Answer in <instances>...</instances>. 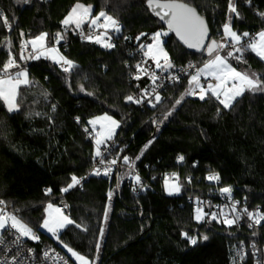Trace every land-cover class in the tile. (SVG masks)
Masks as SVG:
<instances>
[{"label": "trees", "instance_id": "1", "mask_svg": "<svg viewBox=\"0 0 264 264\" xmlns=\"http://www.w3.org/2000/svg\"><path fill=\"white\" fill-rule=\"evenodd\" d=\"M77 2L91 5L93 15L103 10L118 20L115 47L80 40L74 26L65 31L61 21ZM189 2L207 20L211 39L219 42L228 0ZM234 3L239 15L233 16L232 28L237 33L264 28L259 15L264 0ZM0 6L11 24L9 30L0 20V68L11 52L17 62L26 63L33 82L21 86L19 111L8 112L0 101V200L12 204L43 243L53 242L38 230L45 206L72 176L79 179L89 172L96 147L85 128L92 129L90 118L107 113L121 122L115 136L120 153L132 157L143 175L157 179L152 189L134 194L116 174L86 178L66 192L75 223L61 231L59 241L89 259L98 258V264H254L249 247L255 242L261 251L264 222L258 234L245 223L229 227L209 217L197 222L187 196H206L215 187L206 175L218 173L217 187H230L249 208L260 205L264 212V92H245L225 109L214 97L185 96L187 75L168 85L155 107L140 109L126 99L145 86L144 80L131 78L139 59L135 41L168 31L147 0H0ZM41 32L49 34V46L57 32L64 34L58 47L74 62L70 73L45 57L20 59L22 41ZM163 44L173 69L201 65L209 58L205 51L187 48L172 32ZM244 61L233 64L264 78V61L250 51ZM179 155L184 156L182 165L176 162ZM166 171L179 173L181 194L164 191L160 176ZM243 243L246 254L236 256V247Z\"/></svg>", "mask_w": 264, "mask_h": 264}, {"label": "snow or ice", "instance_id": "2", "mask_svg": "<svg viewBox=\"0 0 264 264\" xmlns=\"http://www.w3.org/2000/svg\"><path fill=\"white\" fill-rule=\"evenodd\" d=\"M19 2V0H17ZM28 2V0H25ZM250 2V0H249ZM148 8L167 24V32H156L151 36L152 43L141 44L140 48L144 50L143 54L155 63L157 69L162 71H167L173 68V64L168 57L167 52L163 48V42L161 41V36H167L169 32H174L175 35L182 41L188 48H196L198 50H206L208 56L210 57L204 64L203 67L196 68L195 74L191 75L189 80V89L186 90L185 95H198L200 100H205L206 98L214 97L225 109L231 108L233 102L237 100L238 97L244 95L245 92H264V78L256 73L249 74L247 72L238 71L231 63L229 59H235L238 62L244 61V53L251 51L262 61H264V30L256 33L254 36L248 32L237 33L231 27V15H229V20L223 25V38L221 42L217 40L210 39L208 25L205 18L199 14L196 7L193 6L189 0H147ZM228 12L229 14H236V5L234 0H228ZM259 15L264 18V13H259ZM0 20L3 21L5 27L11 29V24L9 23L8 17L3 15L0 11ZM103 20V23H101ZM64 26L65 31L68 30L70 26H74L75 30H80L79 34L82 39L92 41L94 43L100 44L105 48H113L114 44L110 43V37L108 36L109 30L116 33L120 32V25L117 19L113 16L108 15L105 11L101 10L99 13L93 15V10L91 5H84L77 2L61 21ZM89 25L94 29H104L103 32H99L95 36L91 33L85 34L83 31L84 25ZM144 35V34H141ZM24 36V33H21ZM49 34L41 32L40 34L23 40L21 43V54L20 59H40L41 56L46 59H51L54 63L60 65L65 73H70L75 67L74 62L67 57L63 56L59 49L54 45L59 44L63 40L64 34L57 32L53 38V46L48 45ZM247 38V39H245ZM6 42L9 47H11V41ZM139 39V37H137ZM208 43H205V41ZM31 46V53L26 57L24 52L28 50V46ZM228 48L229 50L226 54L221 55V50ZM146 49V50H145ZM146 63V61L144 62ZM189 67H194L189 65ZM20 68L17 63L15 56L9 52L8 59L3 63L2 68H0V101H3L8 112H16L20 109V104L18 97L20 95L21 86H30L33 82L29 79V73L20 69L19 71L12 72V69ZM137 74L135 79H140L141 74L149 75L152 81L155 83L159 77L153 71L149 73L148 69L144 68L142 64L138 63L136 65ZM201 75L206 78L211 77L215 83L208 82L206 86L201 83ZM171 79H178V77H170ZM199 90L198 93L196 90ZM83 90V89H81ZM155 92V89H153ZM129 101L133 100L132 96L126 98ZM183 99V96L181 97ZM161 97L159 93L155 95L156 103H159ZM136 103H140V100H136ZM151 103V101H149ZM181 100H177L176 104H179ZM155 107V104L152 105ZM53 110H55V105H53ZM219 111V110H218ZM39 115V113H37ZM168 115H171L169 113ZM79 120V118H77ZM90 125L93 126V130L97 124L100 125V131L96 132L95 142L97 145L95 156L100 157L102 153L100 151V145L104 144L106 140H111L115 129L119 127L118 121L114 120L111 116L104 114L103 116L95 117L88 121ZM87 132L88 129L85 128ZM151 143V141L149 142ZM147 147V145L145 146ZM139 159V157H137ZM184 157L179 156L178 160L183 161ZM125 164H129V158L127 156L123 157ZM116 159L109 161L111 165L116 164ZM100 163H104L101 159ZM111 168H106L104 170V175H108L111 172ZM94 174L100 175V170L95 169ZM175 176V174H173ZM136 181L139 183L140 177L137 175L135 177ZM210 181H219L220 176L218 173L210 174L207 177ZM80 183V179L76 176L71 177V182L63 188L61 191L67 192L69 189L75 187ZM166 188H168V179L165 180ZM169 194L172 192H179L180 185L173 184L168 188ZM51 189H47L46 193H50ZM222 193L230 194L231 188L224 187L221 189ZM111 192L109 193V198L111 197ZM5 201L0 200V205H5ZM238 203V202H237ZM48 217L44 219L41 227L47 229L53 235L58 238V233L60 229L65 228L69 224H74L75 221L71 220L68 216L64 215L62 209L55 207L51 203L47 206ZM232 211L235 212V205L232 206ZM249 219L253 220L255 224H260L264 221V214L259 210L256 212H250L248 209L243 210ZM206 216H210L211 220H216L217 222L224 223L229 227L236 223L240 219L239 215L234 218H229L223 209L219 213L212 212L206 213L202 208L197 207L195 210V219L200 222L205 219ZM222 217V219H220ZM105 220H107V211H105ZM77 228H81L80 224H76ZM249 227H253V224H249ZM14 230L13 235L15 239L11 242L14 246H19L22 243V238H29L36 240L39 237L34 233L33 229L22 219L18 218L15 214H10L5 211L3 207H0V233L5 230ZM82 230L87 231L84 227ZM104 230L101 228L100 236L103 237ZM185 238H187L190 243L196 244L197 240L190 237L188 233H183ZM204 239H207L205 236ZM0 245L7 246V241L3 235H0ZM71 256L75 258L79 264H94L87 257L82 254L77 253L72 248L65 245ZM255 248V244L252 245ZM10 250V249H8ZM97 250H99V244H97ZM29 252L32 250L29 249ZM20 256L19 249L15 255L11 257L10 261L0 260V264H21L18 261ZM45 258L48 257V253H44ZM243 259V257H241ZM67 264V261H65Z\"/></svg>", "mask_w": 264, "mask_h": 264}, {"label": "built area", "instance_id": "3", "mask_svg": "<svg viewBox=\"0 0 264 264\" xmlns=\"http://www.w3.org/2000/svg\"><path fill=\"white\" fill-rule=\"evenodd\" d=\"M0 11H2L3 15L6 16V13L1 6H0ZM101 23H103V20H101ZM83 31L85 32V34L91 33L92 35L95 36L99 32H103L104 29H94L86 24L83 26ZM79 32L80 30H76V33L80 40L92 42L86 39H82ZM256 33H250V34L254 36ZM118 34L119 33L109 30L108 36L111 38L110 43L115 45V38ZM222 38H223V35L219 38V42L222 41ZM150 41H151V36L141 41L140 43H139V40L137 39L135 41V44L138 45L136 49V53H138L139 55L137 64L138 63L142 64L144 68L148 69L149 73L154 71L156 75L159 77V79H157L154 83L152 79L150 78V74L149 75L141 74L140 79L134 78L135 75L137 74V69L132 74L131 78L135 82H139L142 80L145 81V86L140 92H131L129 95L133 97V100L130 102L134 103L140 109H143L147 106H152L153 104H155L156 103L155 95L157 93H159L161 97L163 91L167 88L168 85L174 83L175 81L182 79L183 77L187 75L191 76L195 74L196 68L200 67V65L191 63L186 66L178 67L175 69L171 68V69H168L167 71H162L161 69H157L155 67V64L152 61H150L147 57L144 56L143 54L144 50L140 48L141 44L146 45V44H149ZM20 50H22L21 46H20ZM228 50H229L228 48H225L221 51H228ZM30 52H31V46L29 45L28 50L25 51L24 53H30ZM145 61L146 63H144ZM17 63L19 64V66H23L21 67V69L26 68V63H19V62ZM189 65H192L194 67H189ZM58 66L60 67V65ZM16 71H19V69L14 70L13 73ZM170 77H178V79H171ZM200 79L205 84H207L208 82L215 83V81L212 80V78L205 79L202 75ZM153 89H155V92H153ZM136 100H140L141 102L136 103L135 102ZM149 101H151V103ZM86 136L89 140L93 142L95 140L96 133L92 129H88V131L86 132ZM99 147H100L102 156L100 157L95 156V158L93 159L91 169L89 170V172L86 174L85 177L79 178L80 183L76 186H80L86 178L92 175L104 177V178H111L113 175L116 174L117 177H119L123 182L125 181L131 186L132 192L134 194H143L153 188L154 182L157 179L156 175H148V176L143 175L140 169L136 166L135 161L132 157H130L129 155H123L120 153L118 149V141L116 140L115 137H113L111 140H106L105 143L100 145ZM124 156H127L129 158V162H130L129 164L124 163L123 161ZM179 156H182V155H179ZM178 157L176 159V162L178 163V165H182V163L184 162V159L183 161H180L178 160ZM101 159L104 160V163H100ZM113 159H116L117 161L116 164L114 165L109 164L108 162ZM144 166L145 168L149 167L148 164H145ZM109 167L112 169L111 172L108 175H104V170ZM95 169H99L101 174L100 175L94 174ZM173 174H175V176H173ZM137 175L140 177L139 183L135 179ZM209 175L210 174L206 175V180L215 185L212 191H210L206 196H201V195H196V194L195 195L189 194L187 196L188 202H191L193 205V210L195 211L197 207H200L206 213H212V212L219 213L221 209H223L229 218H234L236 215L240 216V219H238L235 224L245 223L247 224L248 227H249V224H253V227L251 228L249 227V229L253 230L255 233L258 234L260 224L263 223L264 221H262L260 224H255L253 220L248 218V216L246 215V213H244L243 210L245 208L248 209V211L250 212H256L259 210L262 214H264L260 205L256 206L255 208H249L245 203L246 202L245 199L241 200L239 198H236L233 195L232 191L230 194L222 193L221 189L224 187H217L220 179L219 181H215V180L210 181L207 179ZM166 178L168 179V184L171 183L172 181H176V183L180 185V191L178 194H181L182 184L180 181L179 173L177 171H166L160 176V180L162 182V186L165 192H166L165 190ZM188 178L190 179L192 178V176H189ZM63 188L64 187H60L58 195L50 199L48 203L51 201L56 202L57 206L62 209L63 213L69 214L71 206L67 199L66 192L61 191ZM46 190L47 189L44 190L45 193H46ZM233 205H235V208H236L235 212L232 211ZM0 207H3L7 213L17 215V210L10 203L6 202L5 205H0ZM207 217L210 218V216H206L205 218ZM220 219H222V217ZM13 231L14 230L8 229V230H5L3 233H0V235H3L5 240L7 241V246L0 245V260L10 261L11 257L15 255L19 249L20 256L18 257V261L21 262V264H65V261H67V264H77L67 254L63 245L57 241H53L51 243H43L40 238L33 240V239H29L25 237V238H22L21 245L19 246L12 245L11 242L15 239V236L12 234ZM253 244H255V248L252 247ZM249 248L255 259L254 264H264V245H262L261 251L258 249V246L256 245L255 242H252ZM29 249H31L32 251L29 252L28 251ZM45 252L48 253L47 258H45L44 256ZM246 252H247V247H246V244L243 243L240 246L236 247L234 254L238 256V255H244L246 254Z\"/></svg>", "mask_w": 264, "mask_h": 264}, {"label": "rangeland", "instance_id": "4", "mask_svg": "<svg viewBox=\"0 0 264 264\" xmlns=\"http://www.w3.org/2000/svg\"><path fill=\"white\" fill-rule=\"evenodd\" d=\"M235 1V0H234ZM83 4V3H82ZM85 5V4H84ZM229 15H231V27H232V19H233V16L235 15V14H228V18H227V21L226 22H228V20H229ZM233 29V28H232ZM234 30V29H233ZM262 30H264V28L263 29H261L260 31H262ZM235 31V30H234ZM259 31V32H260ZM158 32V31H157ZM159 32H167V30L166 29H160L159 30ZM258 33V32H257ZM153 35V34H152ZM151 35V36H152ZM167 36H161V41L164 43V39L166 38ZM140 38H141V36H139V39H137V40H139V43L141 42V41H143V40H140ZM245 39H247V38H245ZM150 43H152V41H150ZM51 46H53V45H51ZM55 47H57L58 49H59V47H58V44H56V45H54ZM163 48H164V44H163ZM164 50H165V48H164ZM59 51H60V49H59ZM166 51V50H165ZM226 52L227 51H221V55H224V54H226ZM251 52V51H250ZM60 53L62 54V52L60 51ZM252 53V52H251ZM254 54V53H253ZM63 55V54H62ZM244 55H245V53H244ZM255 55V54H254ZM64 56V55H63ZM41 57H43V56H41ZM148 58V57H147ZM210 58V57H209ZM209 58H207L206 60H204V63L209 59ZM149 59V58H148ZM150 61H152L151 59H149ZM53 61V60H52ZM153 62V61H152ZM233 62H235V59H232V58H230L229 59V63H231L232 65H233V67H235L238 71H240V72H247V73H249V74H252V73H255V72H251V71H245V70H241V69H238L234 64H233ZM237 62V61H236ZM154 63V62H153ZM203 63V64H204ZM155 64V63H154ZM203 64H201L200 65V67H203ZM21 67H23V66H20V68H18L19 70L21 69ZM26 69V68H25ZM13 72V71H12ZM257 74V73H256ZM205 79H207V78H211V77H205L204 75H202ZM191 78V77H190ZM201 83L202 84H204L205 86H206V84L201 80ZM189 87H190V85L188 84V86H187V89H189ZM197 91V93H198V89L196 90ZM185 96H189V95H185ZM192 96H195V97H197V98H199V96L198 95H192ZM104 114H107V113H103V114H99V115H96V116H93L92 118H90L89 120H91V119H93V118H95V117H98V116H103ZM107 115H109V114H107ZM109 116H111L114 120H116V121H118V123H119V127H117L116 129H115V133H114V135H113V137H115L116 136V134H117V132H118V130H119V128H120V125H121V122L117 119V118H115L114 116H112V115H109ZM89 124V123H88ZM89 127H91L92 128V130H93V126L92 125H90L89 124ZM95 133L96 132H98V131H100V125L99 124H97L96 125V127H95V130H93ZM112 137V138H113ZM93 143H94V145H95V147L97 148V145H96V142H95V140L93 141ZM170 184V185H169ZM168 184V188H170L173 184H177L176 183V181H172L171 183H169ZM168 188H166V185H165V190H166V193L167 194H169V190H168ZM179 192H172L171 194H169V195H177ZM52 204V205H54L55 207H58L57 206V204H56V202H54V201H51V202H49V203H47L46 204V206H45V217H44V219L45 218H47L48 217V211H47V206H48V204ZM109 205V204H108ZM64 215H66V216H68L69 218H70V214H67V213H63ZM17 217L18 218H20L18 215H17ZM194 217H195V211H194ZM21 219V218H20ZM44 219H43V221H44ZM195 219V218H194ZM196 220V219H195ZM23 222H25L24 220H22ZM43 221L40 223V225L38 226V230H40L42 233H44L46 236H48L49 238H51V239H53L54 241H57V242H60L59 241V234L61 233V231L64 229H60L59 230V233H58V238H57V236L56 235H53L51 232H49L47 229H45V228H42L41 227V225H42V223H43ZM197 221V220H196ZM198 222V221H197ZM201 222V221H200ZM26 223V222H25ZM28 224V223H27ZM29 225V224H28ZM30 226V225H29ZM31 227V226H30ZM32 229H33V231L35 230L33 227H31ZM35 233V232H34ZM36 234V233H35ZM61 243V242H60ZM62 244V243H61ZM63 245V244H62ZM64 246V248H65V250H66V252H67V254L77 263V264H79V262H77L76 260H75V258H73L72 256H71V253H69L68 252V249L65 247V245H63ZM89 259V258H88ZM90 261H92V262H94V264H98L99 263V259L98 258H93V259H89Z\"/></svg>", "mask_w": 264, "mask_h": 264}, {"label": "water", "instance_id": "5", "mask_svg": "<svg viewBox=\"0 0 264 264\" xmlns=\"http://www.w3.org/2000/svg\"><path fill=\"white\" fill-rule=\"evenodd\" d=\"M200 14V13H199ZM201 15V14H200ZM162 21V20H161ZM205 21H206V23H207V25H208V30H209V37H210V39H211V29H210V26H209V24H208V22H207V20L205 19ZM163 22V24L167 27V24L164 22V21H162ZM168 29V28H167ZM172 33H174V32H172ZM175 34V33H174ZM176 36V35H175ZM177 37V36H176ZM178 38V37H177ZM178 40H179V38H178ZM180 41V40H179ZM180 42H182V41H180ZM183 43V42H182ZM205 43H208V41L206 40L205 41ZM184 44V43H183ZM185 45V44H184ZM186 47H187V45H185ZM188 48V47H187ZM189 49H193V50H198V49H196V48H189ZM199 51H205V53L207 54V52H206V50H199ZM29 55V53L26 55V57ZM208 55V54H207ZM172 64H173V62H171Z\"/></svg>", "mask_w": 264, "mask_h": 264}, {"label": "crops", "instance_id": "6", "mask_svg": "<svg viewBox=\"0 0 264 264\" xmlns=\"http://www.w3.org/2000/svg\"><path fill=\"white\" fill-rule=\"evenodd\" d=\"M23 69H24V70H26L25 68H23ZM26 71H27V70H26ZM190 97H194V98H197V97H195V96H192V95H191Z\"/></svg>", "mask_w": 264, "mask_h": 264}]
</instances>
